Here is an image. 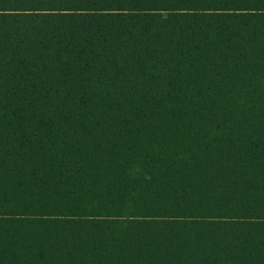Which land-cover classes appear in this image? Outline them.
<instances>
[{"label": "trees", "instance_id": "16d2710c", "mask_svg": "<svg viewBox=\"0 0 264 264\" xmlns=\"http://www.w3.org/2000/svg\"><path fill=\"white\" fill-rule=\"evenodd\" d=\"M0 264H264V0H0Z\"/></svg>", "mask_w": 264, "mask_h": 264}]
</instances>
